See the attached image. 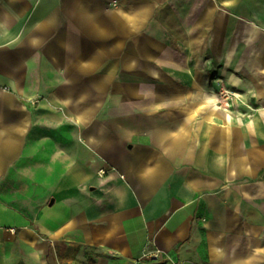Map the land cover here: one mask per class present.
<instances>
[{
	"label": "crops",
	"instance_id": "obj_1",
	"mask_svg": "<svg viewBox=\"0 0 264 264\" xmlns=\"http://www.w3.org/2000/svg\"><path fill=\"white\" fill-rule=\"evenodd\" d=\"M0 264H264V0H0Z\"/></svg>",
	"mask_w": 264,
	"mask_h": 264
},
{
	"label": "built area",
	"instance_id": "obj_2",
	"mask_svg": "<svg viewBox=\"0 0 264 264\" xmlns=\"http://www.w3.org/2000/svg\"><path fill=\"white\" fill-rule=\"evenodd\" d=\"M217 97H218V104L226 109L232 108L235 106V104H242L244 105L248 110L251 112L254 110V108L246 103L245 101L241 100L239 97V94L236 93L234 90H231L229 88L221 87L217 91ZM251 112L248 113L247 119L251 120Z\"/></svg>",
	"mask_w": 264,
	"mask_h": 264
}]
</instances>
